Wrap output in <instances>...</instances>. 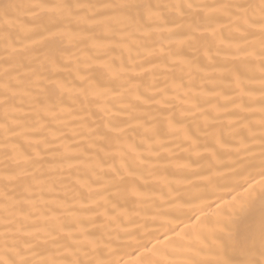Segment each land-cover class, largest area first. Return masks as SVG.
Returning <instances> with one entry per match:
<instances>
[{
  "label": "bare ground",
  "instance_id": "6f19581e",
  "mask_svg": "<svg viewBox=\"0 0 264 264\" xmlns=\"http://www.w3.org/2000/svg\"><path fill=\"white\" fill-rule=\"evenodd\" d=\"M64 2L87 6L108 0H0V243L5 232L9 243L15 239L23 244L32 239L26 232L35 234L39 229L43 237L76 221L99 235L88 220L106 207L112 218L101 216L98 222L107 223L104 239H110L111 258L120 264H188L220 253L225 242L243 245L253 236L258 238L264 215V175L258 139L255 153L247 150L253 141L245 143V137L260 135L258 105L245 113L251 117V132L247 123L223 128L222 139L215 144L219 155L211 164L205 148L189 150L183 131L153 140L143 138V128L139 134L131 133L140 145L127 157L136 170L137 195L117 199L113 189L105 191L109 184L105 173L123 161L119 156L113 161L89 147V127L101 123L104 115L98 107L113 113L114 122L127 119L122 105L137 103L136 85L142 93L147 87V94L161 101L142 108L159 119L164 115L182 120L176 128L195 130L193 105L200 102L208 108L204 101L217 99L208 89L230 93L234 87L225 72L239 63L231 55L234 34L214 7L229 0H141L155 7L156 23L137 28L131 21H114L121 29L115 39L123 44L100 48L92 45L108 44L102 39L105 29L91 21L69 23L58 14L53 19V12L36 7ZM8 3L14 7L8 10L5 25L3 6ZM77 11L92 17L104 10ZM57 50L63 67L43 76L62 81L65 89L62 95L59 90L45 95L30 68L46 63ZM251 67L259 76V61L252 60ZM81 87L89 89L90 99L96 92L104 95L98 104L88 105L83 103ZM5 93L12 98L7 106ZM236 119L226 117L223 124ZM41 125L42 131H33ZM204 141L201 136V144ZM26 155L39 163L26 161ZM60 155L71 159L62 166L50 163ZM114 205L118 206L113 216Z\"/></svg>",
  "mask_w": 264,
  "mask_h": 264
},
{
  "label": "snow or ice",
  "instance_id": "6c2138e0",
  "mask_svg": "<svg viewBox=\"0 0 264 264\" xmlns=\"http://www.w3.org/2000/svg\"><path fill=\"white\" fill-rule=\"evenodd\" d=\"M3 7L5 25H7L9 23L7 19L8 10L14 5L8 3ZM36 7L47 8L48 11L53 12V19L58 14L61 19L67 20L69 23L73 20L77 23L91 21L97 27L105 29L106 35L102 39L107 40L108 44L94 42L92 46L95 48L115 47L123 44L122 40L115 39L117 32L121 29L114 26V21L120 23L127 20L135 23L137 28H150L156 23L158 17L155 7L143 3L141 0H121L119 3L108 0V2H101L98 5L89 4L87 6L78 2H64L37 5ZM84 7L98 8L104 11H97L92 17H83L77 10ZM176 7L183 10L184 6L178 5ZM187 7L191 8L193 5L188 4ZM214 7L215 11L226 18L227 25L231 27L234 34L231 43L235 46V52L231 55L239 63L234 64L231 68H225V72L230 77V84H234L230 93L216 92L215 89L210 88L208 92L217 97L215 103L208 99L204 101V104L209 105L208 108H203L200 102L193 105L197 109V112L192 113L196 117L194 121L195 130L189 127L176 128V125L183 124L182 120L176 119L175 116L164 115H162V119H159L153 116L150 111L142 108V105L159 104L161 101L157 100L155 95H148L147 87L143 93L140 92V85H136L135 100L137 103L129 102L122 105L127 119L114 122L113 113L103 106L98 107V111L104 115L100 118L101 123L89 127V139L91 141L89 147L98 148L106 156H110L113 161L117 156L123 161L119 167L113 164L109 173H105L109 180L105 191L113 189L112 195L117 199L139 193V187L136 183V170L129 163L127 157L134 153L140 145L136 143L131 133L139 134L138 129L143 128V138L153 140L154 137L172 135L183 131V139L189 142V150L205 148L209 152L208 158L211 164L212 158L219 155L215 144L222 139L223 128L226 127L231 130L247 123L249 132L252 131L251 117L245 113L253 112V105H258L260 113V135L258 138L254 135L245 137V143L251 139L253 145H249L247 150L255 153L254 143L258 139L259 164L261 174L264 175V0H259L258 3L255 0H229V2L220 3ZM127 27L128 25H125V28ZM212 32L214 34L215 29ZM94 40H101V38H94ZM58 53L59 50L52 52L47 57L46 63H41L36 68H30L31 75L36 77L35 83L45 95H55L57 90L62 95L65 89V84L62 81L52 79L51 76H43L44 72L54 74L59 67H63L59 63ZM240 54H243L242 57ZM252 60L259 61V76L252 72ZM101 67L108 66L102 65ZM77 71H79L78 67ZM254 83H258L259 87L250 86ZM97 87L100 86L97 85ZM160 91L163 92L164 90ZM256 93H259L258 97ZM80 94L84 96L83 103L88 105L98 104L99 98L104 95V93L96 92L90 99L89 89L84 87H81ZM219 97H223L225 102L221 103ZM10 99L12 98L5 93L3 104L7 106ZM229 105L232 107L229 108ZM44 110L48 111L49 109L44 106ZM120 111L117 109V112ZM89 114L95 115L91 112ZM231 116H235L237 119L235 121L229 120L228 124L224 125V119ZM42 130L43 125L40 129H33L37 132ZM218 132L221 134L218 135ZM201 136L205 138L203 144H201ZM39 142L36 141V143ZM43 142L47 143V140L45 139ZM141 143H143V139ZM152 150L154 148L150 144L149 151ZM203 158L205 157H201V159ZM25 159L39 163V160L31 155H26ZM69 159L71 157L60 155L58 159L54 158L50 163L62 166ZM101 160L104 162L103 158ZM69 167H71L70 164ZM117 206L114 205L111 209L113 216ZM108 211L106 207L104 213L96 212L95 217L88 220V223L97 229L99 235L88 231L86 227H79V221L72 225H61L43 237L39 235V229L36 230L35 234L26 232L25 235L32 237V239L30 241L25 240L23 244L18 243L15 239L9 243L10 238L5 232L3 241L0 243V264H120L118 260L111 258L110 239H104L107 223L98 222L101 216L108 219L112 218L108 216ZM210 256L211 258L207 259L190 260L188 264H264V215L261 218L258 238L253 236L243 245L225 242L220 253H211Z\"/></svg>",
  "mask_w": 264,
  "mask_h": 264
}]
</instances>
